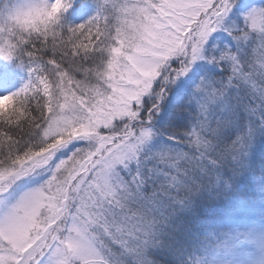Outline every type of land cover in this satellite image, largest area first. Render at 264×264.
I'll list each match as a JSON object with an SVG mask.
<instances>
[{"label": "snow or ice", "instance_id": "1", "mask_svg": "<svg viewBox=\"0 0 264 264\" xmlns=\"http://www.w3.org/2000/svg\"><path fill=\"white\" fill-rule=\"evenodd\" d=\"M0 92V264H264V0H0Z\"/></svg>", "mask_w": 264, "mask_h": 264}, {"label": "trees", "instance_id": "2", "mask_svg": "<svg viewBox=\"0 0 264 264\" xmlns=\"http://www.w3.org/2000/svg\"><path fill=\"white\" fill-rule=\"evenodd\" d=\"M85 2H87V0H85ZM94 11V5H90L87 11H85L83 14H81L78 9L70 10L69 16L74 23L79 24L85 22L92 14H94Z\"/></svg>", "mask_w": 264, "mask_h": 264}, {"label": "rangeland", "instance_id": "3", "mask_svg": "<svg viewBox=\"0 0 264 264\" xmlns=\"http://www.w3.org/2000/svg\"><path fill=\"white\" fill-rule=\"evenodd\" d=\"M0 94H4L3 92H0Z\"/></svg>", "mask_w": 264, "mask_h": 264}]
</instances>
